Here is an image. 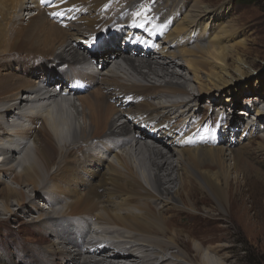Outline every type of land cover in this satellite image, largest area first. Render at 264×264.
I'll list each match as a JSON object with an SVG mask.
<instances>
[{
    "label": "bare ground",
    "instance_id": "bare-ground-1",
    "mask_svg": "<svg viewBox=\"0 0 264 264\" xmlns=\"http://www.w3.org/2000/svg\"><path fill=\"white\" fill-rule=\"evenodd\" d=\"M35 1L0 0V216H28L37 238L27 247L41 264H196L165 218L183 208L179 191L190 178L223 198L233 179L226 157L238 159L245 146L226 150L239 131L257 129L233 116L219 126L226 144L197 143L194 95L215 97L206 109L219 114L248 85L233 86L250 67L240 55L233 60L227 42L236 28L220 22L226 3L164 0L156 11V0H126L106 16L94 8L108 0ZM14 18L26 23L12 28ZM18 52L17 62L3 60ZM261 109L255 114L264 124ZM259 139L264 150V131ZM205 157L218 170L199 169ZM191 236L199 264H222L218 248L203 245L211 237Z\"/></svg>",
    "mask_w": 264,
    "mask_h": 264
},
{
    "label": "rangeland",
    "instance_id": "rangeland-1",
    "mask_svg": "<svg viewBox=\"0 0 264 264\" xmlns=\"http://www.w3.org/2000/svg\"><path fill=\"white\" fill-rule=\"evenodd\" d=\"M36 1L35 4H38V0ZM190 1L192 0H189V2ZM200 1L210 6L211 9H216L218 6L226 3L225 8L227 9L224 12L225 14L222 15L223 17L221 16L220 22H231L233 23V27L236 28L233 37H230L231 40H229L227 44L233 43V49L235 48L233 60L235 56L240 55L244 58L245 64L250 67L249 74L233 82V86L241 85L242 83H248V85L242 88L243 90L240 89L235 92V94H233V98H235L234 102L228 101V103H225V107L218 111L219 114H217L213 108L209 110L206 109L210 102L209 99L213 101L215 97L208 98V96H201V94L194 95L196 100L200 99V103H198V120L200 122V128L206 127L205 125L211 126L218 124L220 126L223 124L224 120H231L232 122L233 116H235L238 117L237 122H240L242 126L245 122L248 123V127H251L255 123L254 125L257 129H255L254 133H248L247 135L239 131L236 137L238 144L234 143L229 146V150H226V152L229 153L230 149H238L240 146H245L238 159H231L230 156L226 157V163L230 165L233 179L229 182L228 192L223 198L215 197L211 187L210 189L207 185L200 186L199 183H196L194 179L190 178L189 185L184 193L179 191L180 196L178 203L180 206H183L181 211H174L171 215L167 213L170 218H165L168 216L167 214H163V216L170 221L172 227L181 230L180 234L177 236V240L182 244L181 249L183 251H185L184 248L186 249L190 261L193 263L199 264L200 257L193 248V241H197V238L194 239L191 233L194 236L200 233V236L204 235L205 239L211 237V240L204 242L203 245L205 247H217L218 252L214 253V256L219 259L222 264H264V150H260L258 147V142L260 141L259 137L261 132L264 131V128H262L264 124L260 121L261 117L255 114V107L258 106L262 108L261 110L264 109V0ZM125 2L126 0H108L104 5H98L94 9H98V11L109 16L117 7L120 8ZM152 5L157 11L164 5V0H156ZM14 20L15 22H11L12 28H15L16 25L22 27L26 23V19L22 21L23 23L17 18H14ZM106 33L107 35L104 36ZM101 34L105 39L102 38V40L99 41L100 43L110 37L109 34H111V36L115 35L113 34V29L111 31L106 30L105 33L102 32ZM122 37L123 36H121V39ZM205 40L208 41V38H205ZM241 41H243L244 44L242 46H237ZM1 44L2 41H0V46ZM91 57L92 58L89 59L90 63H92V59H97L93 58L94 56ZM107 57L108 56L105 55L106 59H108ZM21 58L22 54L19 52L16 55L8 53L4 56L3 60L17 62ZM58 64L59 63L56 62V65ZM50 65L54 66L52 64ZM234 65L235 63L233 61V66ZM172 68L173 70H177L175 65H171L170 69ZM187 75L190 76L189 74ZM56 80L53 84L59 85V79L58 81ZM193 86L194 90L191 89V92L197 94L196 85ZM188 88L190 89L191 86H188ZM226 91L227 92L223 95L224 97H229L231 93L229 88ZM236 99H238L239 104L243 108L241 110H245V114L250 115V113H253L252 118L236 114L238 112L235 106ZM253 100L258 105H251V101ZM215 103L217 105L221 102L216 100ZM213 105L214 102L211 103V106ZM248 109L249 111H247ZM224 110L225 114L223 113V115H221L220 113ZM218 115H221V118H218ZM216 127H212L209 130L213 140L211 142H203L201 143L202 145L212 147L227 143L224 141V137H227V135H224L226 129ZM216 129H220L219 136ZM199 138H201V136H199ZM230 141H232V139H230ZM82 147L83 145L73 149L74 154H80L79 151ZM196 166L205 171H207V169L208 171L218 170V168H216L218 165L215 162H211L208 157H205L202 165L200 161ZM1 188H3L2 184L0 185V189ZM41 200L42 197L37 195L32 202L37 203ZM189 202L192 204L191 207ZM148 206L152 209L154 205ZM17 212L18 211H16V213ZM27 219L28 216L24 215V213H19L17 216L12 215L9 219L0 216V264H9V260L14 259L15 256L19 258V264H24L26 261H34L35 264H41L39 261L36 262V257L32 256L34 253H31L27 247L37 238V234L32 232L28 223H26ZM32 233L34 236L31 235ZM171 252L172 250H169L164 254L165 256H170ZM89 256L95 257L96 255Z\"/></svg>",
    "mask_w": 264,
    "mask_h": 264
},
{
    "label": "snow or ice",
    "instance_id": "snow-or-ice-1",
    "mask_svg": "<svg viewBox=\"0 0 264 264\" xmlns=\"http://www.w3.org/2000/svg\"><path fill=\"white\" fill-rule=\"evenodd\" d=\"M48 2H49V0H41V4L42 5H44V4L48 3ZM51 15L54 16V17L63 16L64 15V12H55L54 11V12L51 13ZM139 27L143 28L144 25L141 24V25H139ZM129 99H131V97Z\"/></svg>",
    "mask_w": 264,
    "mask_h": 264
},
{
    "label": "trees",
    "instance_id": "trees-1",
    "mask_svg": "<svg viewBox=\"0 0 264 264\" xmlns=\"http://www.w3.org/2000/svg\"><path fill=\"white\" fill-rule=\"evenodd\" d=\"M243 1V0H242ZM236 108L238 109V110H241L242 109V107H241V105L239 104V102H238V99H236Z\"/></svg>",
    "mask_w": 264,
    "mask_h": 264
},
{
    "label": "clouds",
    "instance_id": "clouds-1",
    "mask_svg": "<svg viewBox=\"0 0 264 264\" xmlns=\"http://www.w3.org/2000/svg\"><path fill=\"white\" fill-rule=\"evenodd\" d=\"M248 116V115H247ZM246 117V116H245ZM200 145H202L201 143H199Z\"/></svg>",
    "mask_w": 264,
    "mask_h": 264
}]
</instances>
